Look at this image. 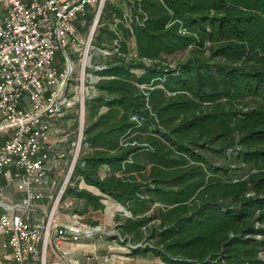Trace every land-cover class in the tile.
I'll use <instances>...</instances> for the list:
<instances>
[{
  "label": "trees",
  "instance_id": "16d2710c",
  "mask_svg": "<svg viewBox=\"0 0 264 264\" xmlns=\"http://www.w3.org/2000/svg\"><path fill=\"white\" fill-rule=\"evenodd\" d=\"M92 45L65 210L114 199L165 264H264V0H106Z\"/></svg>",
  "mask_w": 264,
  "mask_h": 264
},
{
  "label": "built area",
  "instance_id": "2783aa9c",
  "mask_svg": "<svg viewBox=\"0 0 264 264\" xmlns=\"http://www.w3.org/2000/svg\"><path fill=\"white\" fill-rule=\"evenodd\" d=\"M105 2L0 0V178L4 181H0V264H47L49 246L78 241L83 231L81 226L62 224L55 212L80 148L89 82L97 78L87 67ZM88 12L92 19L82 21L86 31L81 33L74 20ZM59 50L65 54L63 68L55 64ZM74 107L77 126L67 170L50 211L31 222L28 214L35 200L43 197L35 187L50 184L53 162L66 155L48 140L51 119ZM9 184L25 193L19 203L4 200Z\"/></svg>",
  "mask_w": 264,
  "mask_h": 264
},
{
  "label": "rangeland",
  "instance_id": "374dc122",
  "mask_svg": "<svg viewBox=\"0 0 264 264\" xmlns=\"http://www.w3.org/2000/svg\"><path fill=\"white\" fill-rule=\"evenodd\" d=\"M79 17L83 18L80 15ZM75 26L79 32L84 33L83 31H85L86 26L84 28L77 25ZM68 49L67 47V51ZM182 56L183 53L178 52L170 55L169 58L176 59ZM55 64L60 68H63L64 65L66 66L65 54L62 50L56 52ZM79 73L80 68L78 65L74 75L78 77ZM76 83L77 85L79 84L78 82ZM74 109L76 108L74 107ZM72 117V126L75 132L77 126L76 114L73 113ZM54 196L47 213L51 209ZM66 204H68V202ZM66 204L60 203L57 208L55 215L58 220L62 224L81 226L83 231L78 241L67 239L63 241L65 243L62 242L58 246H49L47 250V264H165L151 253L132 255L130 246L120 243V236L113 226L112 206H109L101 215V218L106 221H102V223L98 225H93L86 217H75L71 213H66L64 211V208L67 206ZM114 206L116 205L114 204ZM85 230H89V232Z\"/></svg>",
  "mask_w": 264,
  "mask_h": 264
},
{
  "label": "crops",
  "instance_id": "0c3cea01",
  "mask_svg": "<svg viewBox=\"0 0 264 264\" xmlns=\"http://www.w3.org/2000/svg\"><path fill=\"white\" fill-rule=\"evenodd\" d=\"M74 24L83 28L82 21H79V17L74 20ZM73 113H75V109L70 108L68 112H66L64 115L55 116L51 119L52 120L51 129H50V136L48 140L56 148H59L65 151L66 155L64 158L58 159L56 160V162L55 161L53 162L50 184L35 187L36 189L41 190L43 192V197L35 200L33 207L28 214V218L31 222H34L44 217L47 214L52 198L55 195L57 188L60 182L62 181V178L64 177L65 172L67 170V166H68L70 156H71L70 154H71V149H72V142L75 139V132L72 126L73 125V117H72ZM1 138L2 137L0 136V141H1ZM2 179L3 178H0V181L4 182ZM81 186H86L88 189L92 190L93 192H96V193L99 192V190L96 187L85 185L84 182H81ZM24 195L25 193L23 191L17 190L14 185L9 184L5 189L4 200L10 204L19 203L21 199L24 197ZM103 202L105 204V208L102 211H99V210L93 211L89 213L88 215H86V217L92 220H97L98 223L101 224L102 221H106L103 218H101V215L103 214L104 211L108 209L109 206L113 207L112 215L114 214L115 211L121 210L120 203H118L117 201H115L114 199L110 197H106L103 200ZM114 204L116 206H114ZM66 205L68 206V204ZM65 208H64V211L66 213H69L65 210ZM0 210H3V208H0Z\"/></svg>",
  "mask_w": 264,
  "mask_h": 264
},
{
  "label": "water",
  "instance_id": "95a60500",
  "mask_svg": "<svg viewBox=\"0 0 264 264\" xmlns=\"http://www.w3.org/2000/svg\"><path fill=\"white\" fill-rule=\"evenodd\" d=\"M120 207H121V210H123V208H122V206L120 205Z\"/></svg>",
  "mask_w": 264,
  "mask_h": 264
}]
</instances>
